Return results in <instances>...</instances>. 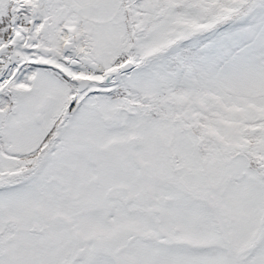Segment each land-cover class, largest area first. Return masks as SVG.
Masks as SVG:
<instances>
[{
    "label": "snow or ice",
    "instance_id": "snow-or-ice-1",
    "mask_svg": "<svg viewBox=\"0 0 264 264\" xmlns=\"http://www.w3.org/2000/svg\"><path fill=\"white\" fill-rule=\"evenodd\" d=\"M0 264H264V0H0Z\"/></svg>",
    "mask_w": 264,
    "mask_h": 264
}]
</instances>
